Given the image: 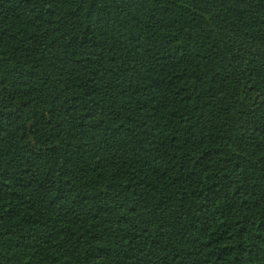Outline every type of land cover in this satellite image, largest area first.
Wrapping results in <instances>:
<instances>
[{
  "label": "trees",
  "instance_id": "1",
  "mask_svg": "<svg viewBox=\"0 0 264 264\" xmlns=\"http://www.w3.org/2000/svg\"><path fill=\"white\" fill-rule=\"evenodd\" d=\"M0 264H264V0H0Z\"/></svg>",
  "mask_w": 264,
  "mask_h": 264
}]
</instances>
